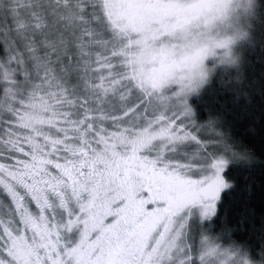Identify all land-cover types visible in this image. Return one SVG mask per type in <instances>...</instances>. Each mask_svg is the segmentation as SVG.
<instances>
[{
  "label": "snow or ice",
  "instance_id": "6c2138e0",
  "mask_svg": "<svg viewBox=\"0 0 264 264\" xmlns=\"http://www.w3.org/2000/svg\"><path fill=\"white\" fill-rule=\"evenodd\" d=\"M206 15L204 0H0V264H197L226 170L258 161L154 100Z\"/></svg>",
  "mask_w": 264,
  "mask_h": 264
},
{
  "label": "clouds",
  "instance_id": "9594fccd",
  "mask_svg": "<svg viewBox=\"0 0 264 264\" xmlns=\"http://www.w3.org/2000/svg\"><path fill=\"white\" fill-rule=\"evenodd\" d=\"M207 15L191 33L180 36L185 55L169 75L154 100L161 107H187L191 119L203 128L214 126L218 117L200 123L191 100L218 76L238 81L245 63V47L253 40L257 20L264 17V0H204ZM230 228L206 226L196 238L197 264H264V252L253 253L237 240Z\"/></svg>",
  "mask_w": 264,
  "mask_h": 264
},
{
  "label": "trees",
  "instance_id": "16d2710c",
  "mask_svg": "<svg viewBox=\"0 0 264 264\" xmlns=\"http://www.w3.org/2000/svg\"><path fill=\"white\" fill-rule=\"evenodd\" d=\"M262 43L264 17L257 20L253 40L245 47V63L238 81L234 82V77L218 75L191 100L200 123L210 116L218 117L215 125L223 133L226 143L236 152L252 154L258 161H264V119H257L262 107L258 89L264 85ZM233 88L250 93V100L246 101L242 96L237 98L230 90ZM258 161L252 169L244 167L242 162H235L226 170V178L234 180L235 186L222 193L221 215L211 224L216 230L230 228L232 236L246 242L254 254L264 250V172ZM248 183H251L250 192L245 188Z\"/></svg>",
  "mask_w": 264,
  "mask_h": 264
},
{
  "label": "rangeland",
  "instance_id": "374dc122",
  "mask_svg": "<svg viewBox=\"0 0 264 264\" xmlns=\"http://www.w3.org/2000/svg\"><path fill=\"white\" fill-rule=\"evenodd\" d=\"M256 23H257V21H256ZM256 23H255V25H256ZM247 46V45H246ZM214 127L219 131V132H221L220 131V129L218 128V127H216V125H214ZM222 133V132H221ZM225 140H226V138H224ZM227 141V140H226ZM228 144V143H227ZM198 236V235H197Z\"/></svg>",
  "mask_w": 264,
  "mask_h": 264
}]
</instances>
